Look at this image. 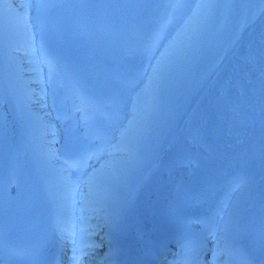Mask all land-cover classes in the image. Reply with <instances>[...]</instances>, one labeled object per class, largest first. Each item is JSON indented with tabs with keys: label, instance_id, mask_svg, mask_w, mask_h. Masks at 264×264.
I'll use <instances>...</instances> for the list:
<instances>
[{
	"label": "bare ground",
	"instance_id": "bare-ground-1",
	"mask_svg": "<svg viewBox=\"0 0 264 264\" xmlns=\"http://www.w3.org/2000/svg\"><path fill=\"white\" fill-rule=\"evenodd\" d=\"M80 1L0 0V112L9 126L0 121V134L65 213L69 264H107L114 224L148 181L141 241L161 233L194 186L193 228L225 201L211 264H227L230 242L253 231L264 206V0H99L93 28L40 19ZM43 37L53 41L49 61ZM80 46L70 73L59 56ZM102 94L100 110L81 106ZM22 139L39 146L25 151ZM184 151L190 159L169 162Z\"/></svg>",
	"mask_w": 264,
	"mask_h": 264
},
{
	"label": "rangeland",
	"instance_id": "rangeland-1",
	"mask_svg": "<svg viewBox=\"0 0 264 264\" xmlns=\"http://www.w3.org/2000/svg\"><path fill=\"white\" fill-rule=\"evenodd\" d=\"M221 204L223 205V204H224V202H222ZM221 204H220V205H221Z\"/></svg>",
	"mask_w": 264,
	"mask_h": 264
}]
</instances>
